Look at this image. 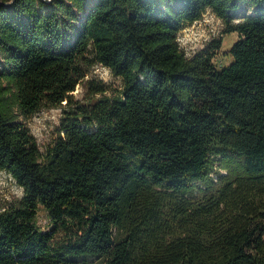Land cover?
Wrapping results in <instances>:
<instances>
[{
	"label": "trees",
	"instance_id": "trees-1",
	"mask_svg": "<svg viewBox=\"0 0 264 264\" xmlns=\"http://www.w3.org/2000/svg\"><path fill=\"white\" fill-rule=\"evenodd\" d=\"M207 10L239 34L227 65L178 41ZM95 64L122 91L42 153L26 121ZM0 169L24 189L0 264H264V0H0Z\"/></svg>",
	"mask_w": 264,
	"mask_h": 264
},
{
	"label": "rangeland",
	"instance_id": "rangeland-1",
	"mask_svg": "<svg viewBox=\"0 0 264 264\" xmlns=\"http://www.w3.org/2000/svg\"><path fill=\"white\" fill-rule=\"evenodd\" d=\"M92 5L95 0H89ZM253 9L247 4H243L238 13L235 12V22L237 23L245 16L252 14ZM228 27L222 19L217 17L211 10L203 15L201 20L187 25L180 32L178 41L181 48L185 50L188 56L192 57L198 53L207 50L215 51L214 63L218 66H224L231 62L230 50L234 42L239 39L238 32H227ZM107 86V94L115 96L123 89V81L112 71L101 65L95 64L85 80L82 81L73 92L72 106L66 105L54 108H43L35 114L30 120L26 121L32 134L36 137L42 153H46L47 148L59 136L61 119L65 109H73L79 105L87 104L90 100L100 97L95 95L94 91L99 85ZM24 196V189L16 182L12 175L0 169V208L16 205ZM38 224L47 230L51 227L50 214L40 206L38 211ZM66 238L64 231L60 232L56 242Z\"/></svg>",
	"mask_w": 264,
	"mask_h": 264
}]
</instances>
